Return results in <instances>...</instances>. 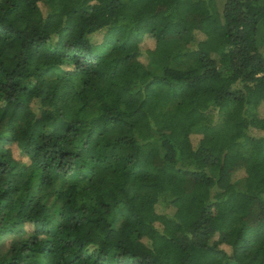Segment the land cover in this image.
<instances>
[{
	"label": "trees",
	"instance_id": "obj_1",
	"mask_svg": "<svg viewBox=\"0 0 264 264\" xmlns=\"http://www.w3.org/2000/svg\"><path fill=\"white\" fill-rule=\"evenodd\" d=\"M263 105L264 0H0V264H264Z\"/></svg>",
	"mask_w": 264,
	"mask_h": 264
},
{
	"label": "rangeland",
	"instance_id": "obj_2",
	"mask_svg": "<svg viewBox=\"0 0 264 264\" xmlns=\"http://www.w3.org/2000/svg\"><path fill=\"white\" fill-rule=\"evenodd\" d=\"M149 43L151 45L154 44V42L152 40H149ZM260 110H261V115L264 116V105L261 107ZM196 139H198V137L196 135H194V140H196ZM11 239H12L11 237H7V238L6 237H3V240L4 241L3 240H0V253L6 251V247L9 246Z\"/></svg>",
	"mask_w": 264,
	"mask_h": 264
}]
</instances>
